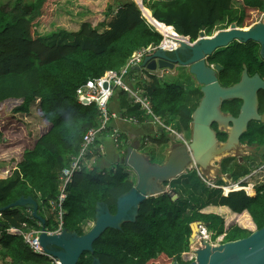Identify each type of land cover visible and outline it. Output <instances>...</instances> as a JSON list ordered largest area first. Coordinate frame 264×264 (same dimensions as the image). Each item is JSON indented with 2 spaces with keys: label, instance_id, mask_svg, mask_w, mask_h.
Segmentation results:
<instances>
[{
  "label": "trees",
  "instance_id": "1",
  "mask_svg": "<svg viewBox=\"0 0 264 264\" xmlns=\"http://www.w3.org/2000/svg\"><path fill=\"white\" fill-rule=\"evenodd\" d=\"M52 2L14 0L10 8L0 7V103L21 100L14 110L27 112L28 106L37 100L40 115L48 124L32 147L24 149L10 174L0 178V208L20 196H31L48 231L59 226L56 213L48 204L58 193V174L77 151L82 134L97 125L96 105L79 104L76 89L106 70L120 69L134 50L156 46L162 40L134 0L119 3L115 10L108 6L104 16L105 19L110 16L109 20L99 27L82 21L74 31L53 29L41 35L35 31L36 24L42 16H47ZM142 5L147 9L145 13L151 14L167 32L188 36L190 41L198 37L202 28L206 35H211L213 30L227 28L231 23L243 27L249 12L259 14L264 6L262 0H142ZM258 51L259 45L252 40L233 41L216 49L207 62L222 67L217 78L222 86H228L238 81L243 65L249 75L258 73L264 77V60ZM135 83L149 98L152 113L175 131L187 132L189 138L191 113L201 96L199 87L184 88L176 81L154 75L147 80L136 77ZM114 94L121 115L133 116L139 124L146 123L149 115L131 101L127 92L118 89ZM240 104L238 99L226 100L221 111L236 116ZM258 111H264V90L258 91ZM213 127L216 130L215 124ZM163 131L160 129L157 136L148 134L139 140L141 151L148 145L155 147L151 154L158 157L156 162L164 160L168 149L169 133L162 135ZM225 135L217 131L219 140L223 141ZM240 141L262 151L264 124L252 122ZM219 164L220 173L230 179L233 174L240 179L250 170L233 156L222 158ZM198 172L192 168L165 182L170 193L141 201L133 221H124L119 228L104 229L92 243V251H84L76 264H92L93 258L101 264L183 262L181 254L189 250V225L194 220L204 223L211 239L223 234L222 242L243 238L264 225V183L255 185L252 196L243 189L224 195L221 188L206 184ZM134 181V175L121 164L103 168L94 165L75 172L67 186L61 228L83 234L81 223L94 219L96 203H104L113 214L117 198L129 191ZM217 181L216 185L225 184L221 177ZM245 184V181L240 183ZM208 205L225 206L238 214L245 212V220L253 227L247 229L233 223L225 228L223 217L202 211ZM9 227L26 232L39 230L40 224L25 207L0 209V264H54L49 257L32 253L21 235L6 233Z\"/></svg>",
  "mask_w": 264,
  "mask_h": 264
},
{
  "label": "water",
  "instance_id": "2",
  "mask_svg": "<svg viewBox=\"0 0 264 264\" xmlns=\"http://www.w3.org/2000/svg\"><path fill=\"white\" fill-rule=\"evenodd\" d=\"M137 4L141 10L144 9L140 2ZM150 18L153 19L151 16ZM248 40L259 45L258 54L264 60V23H255L245 28L231 23L227 28L219 29L211 35H206L202 28L195 40L180 43V46L171 50L154 49L151 55L145 57L142 66L147 69L172 70L177 63L187 68V73L199 85L201 96L191 113L189 138L187 141L171 142L162 162L150 161L149 156L140 150L139 139L131 140L124 152L117 156V160L132 171L134 184L129 191L117 198L113 214L104 203H96L94 223L87 232L79 235L63 229L60 233H47L44 218L37 213V203L31 196H20L0 209L22 206L30 210L31 216L40 224V232L29 242H35L49 256L56 258L59 264H76L84 251H92V243L104 229L119 228L122 222L133 221L141 201L150 196L170 193L165 182L192 168L199 171L207 169L215 161L231 154L251 122L264 124V113L259 114L257 108L258 91L264 90V77L258 73L249 75L243 65L238 81L222 86L216 75L222 67L207 62V57L216 49L226 47L233 41ZM178 51H185L188 55L184 61L169 57V54ZM231 99L241 101L236 116L221 111L222 103ZM213 123L217 124L220 131L225 132L223 141L217 138L211 126ZM175 197L176 194H173L172 199ZM199 224L204 223L194 220L189 225L190 245L194 243ZM191 249L195 255L194 260L187 263L174 261L173 264H264V225L237 240L214 246L203 241L199 247ZM92 264L101 263L93 258Z\"/></svg>",
  "mask_w": 264,
  "mask_h": 264
},
{
  "label": "built area",
  "instance_id": "3",
  "mask_svg": "<svg viewBox=\"0 0 264 264\" xmlns=\"http://www.w3.org/2000/svg\"><path fill=\"white\" fill-rule=\"evenodd\" d=\"M262 1L264 4V0ZM139 2L142 4L141 0ZM141 13L148 24L162 36V40L158 43V45H147L145 47L134 50L120 69L106 70L100 77L90 78L76 89L75 96L79 104H81L82 106H87L91 103H94L96 105L97 125L88 128L82 134L77 151L69 157L67 165L61 168L58 174V193L55 199L49 200L48 204L51 209L55 211L59 226L54 231L46 230L49 234L60 233L63 230L61 228V225L62 217L64 214L63 204L67 198V186L72 181L74 173L82 170L87 166L86 162L88 158L93 159L94 153H103L102 144L98 143L96 145V143L99 142L100 137L109 138L116 148L122 146L123 137L121 135V132L116 126L111 124V121L118 119L126 123L139 125L135 117L121 115L119 111L110 108L111 98L118 89L127 92L131 98V101L134 104H137L139 108L145 112L146 115H149L148 119L145 122L155 127L153 131L154 134L152 135H157V132L160 129H164L166 132L169 131V135L173 134L174 136H179L180 138L179 133H177L170 126L165 125L157 116L152 113L149 98L144 93L143 88L140 85H136L135 83L136 77H139V79L142 80H147L151 75L162 78L164 73H169V69L149 70L145 66H142V62L145 57L151 55L154 52V49L171 50L168 48H164V36L154 27V25H152V23L147 19V16L144 14V12L141 11ZM255 23H264V6L263 9L259 12L258 17L253 24ZM174 34L179 38H185L186 42H190L188 36H181L175 32ZM144 143L148 145V141H145ZM263 166L264 162L259 166V168L261 169L263 168ZM7 172L9 173V168L5 169L3 173L6 174ZM245 182V185L250 186L252 195H254V183L249 181ZM240 183L241 181L238 180L233 184ZM228 185L230 186L232 184H227L226 186ZM211 186L221 188L224 195H226L229 191H232V189H229V191H224L225 185L223 186L211 184ZM242 188L248 196H252L245 190L244 186H242ZM27 212L30 213V210H27ZM5 232L8 234L21 235L23 242L28 246L32 253L47 256L52 260L54 264H59L56 258L49 256L43 249L38 247L35 242H29V240L34 239L39 235L40 229H31L29 231L22 232L18 228L9 227L5 229ZM1 234L2 230H0V236ZM222 238L223 234H220L216 236L215 243H212L210 231H208L204 224H199L196 235L194 237V243L190 245L189 250L186 251L184 255L181 254V260L185 263L194 260L195 255L192 253L191 248L199 247L203 241L208 242L210 243V245L214 246L222 243Z\"/></svg>",
  "mask_w": 264,
  "mask_h": 264
},
{
  "label": "rangeland",
  "instance_id": "4",
  "mask_svg": "<svg viewBox=\"0 0 264 264\" xmlns=\"http://www.w3.org/2000/svg\"><path fill=\"white\" fill-rule=\"evenodd\" d=\"M13 1L14 0H0V7L8 9L10 8V5L13 3ZM125 1L127 0H53L49 10L47 11V16H42L39 19L38 23L36 24L35 31L41 35L53 29L74 31L82 21H88L93 26H98L100 23L105 21L107 22L109 20L110 16L106 17V19L104 16L108 6H112L115 10L119 3ZM134 1L139 2L140 0ZM234 3L236 6H239V3L236 1H234ZM257 16L258 14L256 11H250L244 20L243 27L245 28L254 25L253 23L256 21ZM216 30L217 29L213 30L212 32ZM184 40L186 41V39ZM161 79L176 81L184 88L192 85V82L188 79V75L185 74L183 67L175 68L173 71H169L167 74L164 73ZM36 103L37 100L30 104L28 106L27 112L14 110L21 104V100L9 99L0 103V166L2 165V168H13L15 163L21 159L24 149L31 148L36 138L46 131L48 124L41 117ZM160 121L165 123L162 119H160ZM172 127L174 128L175 126L172 125ZM168 132L163 131L162 135L167 136ZM170 136L172 137L171 142L181 140H179V136H174L173 134H170ZM168 144H170V142ZM154 148L155 147L153 145H148L146 148L142 149L146 152L151 161H156L158 159L156 155L154 156L151 154L152 151L154 152ZM257 151L263 153L259 155ZM232 153L239 162L243 160L241 163H245V165H247L250 170H248L247 173L244 174L240 179L234 174L232 179H230L227 174L220 173V161H215L214 164L200 172L205 179L206 184L212 187L211 184L216 185L218 182L217 180L220 177L223 180L225 179V184H223V186H226L227 184H233L238 179L240 181L253 182L254 185H260L264 183V166L261 169L259 168V166L264 162V158H262V156L264 157V148L262 151H260L241 145L232 151ZM245 190L252 195L250 187H245ZM220 216L223 217L225 224H228L230 219H234L227 218L226 220L224 218L225 214L222 212ZM244 216V214L240 215V218H244ZM93 223L94 219L81 223L83 231L87 232L93 226ZM215 238L211 239L212 243H215ZM184 253L185 252L182 254L184 255Z\"/></svg>",
  "mask_w": 264,
  "mask_h": 264
},
{
  "label": "crops",
  "instance_id": "5",
  "mask_svg": "<svg viewBox=\"0 0 264 264\" xmlns=\"http://www.w3.org/2000/svg\"><path fill=\"white\" fill-rule=\"evenodd\" d=\"M149 14H150V11H149ZM113 96L114 97L110 101V108L113 110L119 111V108H120L119 102L117 101L116 96L115 95H113ZM111 124L116 126L120 130L121 135L123 137L122 146L116 148L113 146V144L111 143L109 138L100 137L99 142H97L96 145L98 143L102 144L103 153L100 156H99V154L94 153L93 154L94 158L93 159L88 158V160L86 162L87 166L85 168H91L94 165L95 166L99 165L100 168H103V167H110L112 165L115 166L116 164H120L117 160V156L124 152V150L128 146V144L131 143V140H136V139L140 140L144 135H148V134L152 135V134H154L153 131L155 129L154 126H152L148 123L133 125L131 123H126V122L120 121L118 119L111 121ZM169 139H170L169 142L171 143L172 137L170 135H169ZM180 139L183 141H187L188 140V133L187 132H180L179 140ZM168 146H169V144H168ZM122 166L125 169V171L129 172L131 175H134L131 170H129L124 165H122ZM2 167L3 166L1 165L0 166V170H1L0 171V178H4L10 174V169H9V173L8 172L6 174L3 173L5 171V169H7V168H2ZM200 172L201 171H199V173ZM1 174H3V175H1ZM202 211L203 212H212V213H216L218 215H220L222 212L225 214L224 218L226 220H227V218H234L233 220L230 219L228 221V224L225 225V228L228 225L233 224V223H240L247 229L252 228L251 225L245 220V218H243V220H242V218H240V215L245 214V212L238 214V213L232 212L230 209H228L225 206H215V205H208L205 208H203Z\"/></svg>",
  "mask_w": 264,
  "mask_h": 264
},
{
  "label": "bare ground",
  "instance_id": "6",
  "mask_svg": "<svg viewBox=\"0 0 264 264\" xmlns=\"http://www.w3.org/2000/svg\"><path fill=\"white\" fill-rule=\"evenodd\" d=\"M145 10H147L145 7L142 10L144 12V14L147 16V19L152 23V25H154V27L164 36V48L165 47H169L168 49H175L178 46L175 44H178L179 42H185L187 43L184 38H179L176 35H173L169 32L166 31V29L163 27V25L155 22L153 19L150 18V16L148 14L145 13ZM149 12V11H148ZM173 31V30H170ZM174 32V31H173ZM247 187V185L244 186V188ZM250 187V186H248ZM229 189L232 190H239V189H243L242 186L240 184H232V185H228L224 187V191H229Z\"/></svg>",
  "mask_w": 264,
  "mask_h": 264
},
{
  "label": "flooded vegetation",
  "instance_id": "7",
  "mask_svg": "<svg viewBox=\"0 0 264 264\" xmlns=\"http://www.w3.org/2000/svg\"><path fill=\"white\" fill-rule=\"evenodd\" d=\"M180 43L181 42H179L178 44H175V45H177V46H180ZM183 43V42H182ZM169 47H171V46H169ZM169 47H165V48H169ZM187 56L188 55H186V52L185 51H178L177 53H174V54H169V57L171 58V59H173V60H175V59H180V60H182V61H184L186 58H187ZM260 57V56H259ZM261 58V57H260ZM262 59V58H261ZM178 67H182V66H180V65H178L177 63H175V66H174V68L173 69H175V68H178ZM167 69V68H166ZM173 69L172 70H169V71H173ZM183 69H184V71H185V74H187L188 75V79L192 82V86L194 87V86H196V87H199V85L197 84V82L193 79V77L190 75V74H188L187 73V71L185 70V69H187V68H185V67H183ZM218 73V72H217ZM217 73H216V75H217ZM218 79V78H217ZM257 108H258V106H257ZM226 113H229V112H226ZM258 113L259 114H262V113H264V111L263 112H259L258 111ZM229 114H231V113H229ZM232 115V114H231ZM234 116V115H233ZM214 124H215V126H216V130L217 131H220L219 129H218V127H217V124L216 123H213L211 126H212V128L215 130V128L213 127L214 126ZM250 124H252V122L250 123ZM249 124V125H250ZM263 124V123H262ZM248 128V127H247ZM215 130V132H216V136H217V131ZM226 136V135H225ZM241 137V136H240ZM140 142V141H139ZM241 145H244L245 147H249V148H254V149H256V146L255 145H248V144H246V143H242L241 141H240V138H239V143L235 146V148L233 149V151L236 149V148H238V147H240ZM228 156H233L234 157V155H233V153L231 152V154H229ZM227 157V156H226ZM224 158V157H223ZM236 162H238V163H241V162H243V160H241L240 162L236 159ZM225 180V179H224Z\"/></svg>",
  "mask_w": 264,
  "mask_h": 264
},
{
  "label": "clouds",
  "instance_id": "8",
  "mask_svg": "<svg viewBox=\"0 0 264 264\" xmlns=\"http://www.w3.org/2000/svg\"><path fill=\"white\" fill-rule=\"evenodd\" d=\"M143 6V5H142ZM144 7V6H143ZM142 11V10H141ZM151 15V14H150ZM152 17V16H151ZM246 183V182H245ZM28 210V209H27Z\"/></svg>",
  "mask_w": 264,
  "mask_h": 264
}]
</instances>
